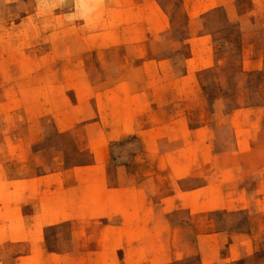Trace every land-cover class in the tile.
I'll return each instance as SVG.
<instances>
[{"label":"rangeland","instance_id":"obj_1","mask_svg":"<svg viewBox=\"0 0 264 264\" xmlns=\"http://www.w3.org/2000/svg\"><path fill=\"white\" fill-rule=\"evenodd\" d=\"M0 264H264V0H0Z\"/></svg>","mask_w":264,"mask_h":264},{"label":"crops","instance_id":"obj_2","mask_svg":"<svg viewBox=\"0 0 264 264\" xmlns=\"http://www.w3.org/2000/svg\"><path fill=\"white\" fill-rule=\"evenodd\" d=\"M134 3L136 5V8L139 9V10H143V8L145 7V0H134ZM111 7L112 8H118V6L117 5H114L113 2L111 3ZM69 10H70V8H69ZM69 10H67V11H69ZM119 172H123V175H125V176L132 175L131 173H129V170L128 169H121V171H119ZM126 186H130V185H126ZM118 223L120 225H123L125 223V221H123L122 219H120V221ZM123 252H125V251H123Z\"/></svg>","mask_w":264,"mask_h":264}]
</instances>
